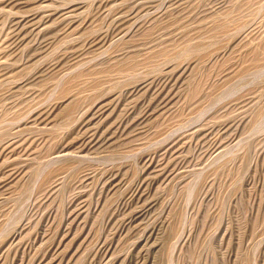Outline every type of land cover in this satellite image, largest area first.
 Segmentation results:
<instances>
[{
  "label": "rangeland",
  "instance_id": "rangeland-1",
  "mask_svg": "<svg viewBox=\"0 0 264 264\" xmlns=\"http://www.w3.org/2000/svg\"><path fill=\"white\" fill-rule=\"evenodd\" d=\"M0 264H264V0H0Z\"/></svg>",
  "mask_w": 264,
  "mask_h": 264
}]
</instances>
